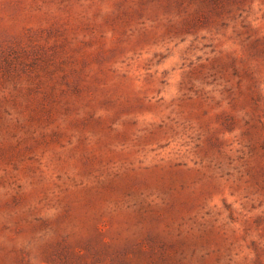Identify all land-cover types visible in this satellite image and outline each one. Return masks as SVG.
Here are the masks:
<instances>
[{
    "label": "rangeland",
    "instance_id": "1",
    "mask_svg": "<svg viewBox=\"0 0 264 264\" xmlns=\"http://www.w3.org/2000/svg\"><path fill=\"white\" fill-rule=\"evenodd\" d=\"M0 264H264V0H0Z\"/></svg>",
    "mask_w": 264,
    "mask_h": 264
}]
</instances>
